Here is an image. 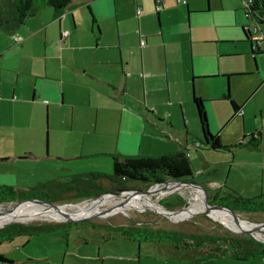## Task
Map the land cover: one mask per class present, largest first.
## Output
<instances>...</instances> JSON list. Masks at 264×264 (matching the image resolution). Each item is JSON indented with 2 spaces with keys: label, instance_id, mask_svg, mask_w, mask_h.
I'll return each instance as SVG.
<instances>
[{
  "label": "crops",
  "instance_id": "obj_1",
  "mask_svg": "<svg viewBox=\"0 0 264 264\" xmlns=\"http://www.w3.org/2000/svg\"><path fill=\"white\" fill-rule=\"evenodd\" d=\"M116 2L72 0L60 19L54 18L49 7H44L38 15L26 19L14 32L0 30V187L23 190L14 188L16 181L12 178L18 163L36 156L46 158L48 152L63 161L95 159L110 156L109 153L122 157L127 156L122 154L135 152L138 154L133 156L145 155L142 152L159 143L156 131L163 133L160 125L167 130L173 128L169 123L172 118H176L172 115V109L179 107L181 110L187 106L188 95L193 105L194 81H206V75L209 74L205 65L203 70H196L193 58L190 67L187 64L182 67L178 80L172 76L167 64L159 71L163 80L160 84L163 94H159L164 96L163 102L167 98L170 107L165 123L156 111V103L148 100L152 90L148 91L147 80L153 76V71L145 64L143 54L142 60L133 69L123 64L126 61H123L120 52L118 59L97 54L105 47L98 44L94 25L99 33L100 18L106 13L113 15L117 22ZM175 2L185 6L187 19L191 13L202 11L199 0ZM134 3L136 10L137 0ZM241 10L239 25L242 29L247 24V18L243 8ZM11 12L12 2L7 0L5 16H10ZM64 31L68 32V36L61 38ZM14 35L21 39L14 41ZM251 35L253 39L252 30ZM244 39L252 55H264V47L258 50L253 47L252 41L245 36ZM140 40L141 37L138 48L142 53L148 41L145 39V45L141 47ZM224 54L239 55L236 52ZM113 66H120L122 81L120 78L119 82L112 81L114 72L105 70ZM126 69L131 70L129 76L126 75ZM219 74L229 73L220 71ZM135 75L140 77L144 88L142 97H133L130 91L131 79ZM225 77L228 91L229 76ZM218 83L214 86L217 90L210 98L224 96L223 82ZM263 88L264 69L258 91ZM198 91L196 89L197 97L202 100L207 98ZM247 103V100L243 101L245 107ZM236 104L242 110V105ZM44 111L48 124L45 122L43 127ZM252 118L255 116L244 117V126ZM184 130V136L177 138V143H182L184 149L175 152L187 155L194 172L193 158L186 153L185 126ZM144 139L150 146H144ZM60 142L65 144L58 145ZM192 144L194 146V142ZM261 166H264V161ZM210 192L212 195L217 193L216 187L212 186ZM19 236L0 243V253L5 257L4 260L0 259V264H192L200 257L199 250L188 244L183 246L170 241H137L116 234L108 240H119L118 249L105 250L102 242L97 243L91 251L82 248L80 240L70 244L68 235L66 238L57 234ZM152 242L156 245L150 244ZM198 264H264V256L238 260L219 255L199 260Z\"/></svg>",
  "mask_w": 264,
  "mask_h": 264
},
{
  "label": "rangeland",
  "instance_id": "obj_2",
  "mask_svg": "<svg viewBox=\"0 0 264 264\" xmlns=\"http://www.w3.org/2000/svg\"><path fill=\"white\" fill-rule=\"evenodd\" d=\"M116 1L117 22L113 15L110 16L106 13V15L100 18L99 33L97 32V27L94 25L93 30L99 38L97 42L101 47H105V49H100L97 54H106L114 59H118V53L120 52L123 61H126L123 64H128L130 69L137 66L142 60L143 54L145 64L148 66V69L153 71V76L147 80L148 91L152 90L148 94V100L156 103V111L160 113L162 116L161 119L165 123V117L170 107L167 98L163 102L162 98L164 96L162 97L160 95L161 93L163 94L160 88L163 80L159 71L167 64L168 70L172 71V76L178 80L182 67L186 64L190 67L193 58L196 70H203L205 65L209 73L206 75L208 77L206 81L196 80V83L195 81L193 83V87L196 97V89L197 91L199 90L198 93H202L204 97H207L205 99L203 98V100H205L204 107L210 133L218 134L223 145H232L240 141L243 135H249L255 131L264 132V88L258 91L263 77L264 55H252L248 43L245 42L239 25L240 10L244 7L243 0H199L202 5V11L191 13L188 19L185 6L176 3L175 0H163L164 6L158 11V16L154 10L152 0H137V9L139 10L137 14L134 0ZM85 21L88 23L87 19ZM246 23V26L251 27L253 35L260 36L264 34V25L257 24L253 19H247ZM254 28H256V31ZM159 34L161 36H158ZM139 37L148 41V46L144 47L142 53H140L138 48ZM234 52L239 55L224 54ZM105 70L114 72L112 74L114 77L111 76L112 81L119 82V78L122 81L120 66H113ZM220 71H225L229 74L218 75ZM130 72L131 70L126 69L127 76H129ZM213 76H216V78H213ZM225 76H229L228 91ZM131 80L130 91L134 95L132 96L142 97L144 95V88L140 77L138 78L135 75L132 76ZM218 82H223V95L228 93L233 101L242 105L243 116L237 113L234 114L229 101L224 100L223 97L210 98V95H213L212 93H215L217 90L214 86L219 85ZM211 86H213L212 91L210 89ZM245 100L248 102L246 107L243 104ZM172 115L176 116V118H172V122H169L173 128L167 130L163 125H160L163 133L156 131V135H158L156 137H159V143L155 145L152 143L154 147L146 150V152H142L143 154L157 155L165 152L183 150L182 143L179 145L177 138L180 137L179 139H181L184 136L185 126L188 148L186 153L190 155V158H193L192 165L194 167L192 178H188L192 180L190 182L202 187L209 195H212L210 192L212 186L216 187L217 193L221 196L232 189L240 196L246 198H253L264 194V166H261V162L264 161V143L256 151L245 148L238 149L233 154L234 156L226 152L206 150V146L202 142H199V149H194L192 142H195L196 139L203 141V137L195 108L190 101L189 95L188 105L183 106L181 110L179 107L172 109ZM253 115L255 118H252L244 126L243 118L253 117ZM42 119L44 127L45 122L48 124L45 111L42 113ZM179 141L182 142L181 140ZM64 144L65 142H60L58 145ZM46 145L48 146V140ZM43 146H45V141ZM144 146H150V143L146 139H144ZM136 154L138 153L122 155L133 156ZM47 155L48 157L46 158L36 156L20 161L18 167L15 166L16 172H13L12 175L13 180L16 181L14 188L29 190L39 184L51 181V183L55 184V187L32 192L34 198H53L56 199L55 201L57 203L66 204L59 206V208L37 204L35 202L25 204L35 209L49 211L50 214H47V216L49 215L48 217H57L52 211H57L60 215H65V209L68 207L93 204L96 202V200H93L95 198L78 199L79 192L75 189L68 190L70 185L61 188L65 192H61L62 190L57 187L68 182V180H71L77 174L98 172L110 175L112 173V158L110 156L63 161L59 158L52 157L49 152ZM175 183V181L172 182L169 180L148 186L146 184L130 182L127 185L132 189L123 191L140 190L145 192L161 184L174 185ZM102 185L106 188V192L102 195H109L116 192L115 188L108 182L102 181ZM176 185H180L178 189L170 191L164 189L165 194L163 195L162 193L152 194V201L145 207L137 206L135 200L139 197H135L132 192L124 194L120 197L125 200L121 208H112L103 215L93 216L90 220L83 221L85 224L79 223L77 225H71L68 228V242L72 244V241L80 240V246L86 248L88 251H91V249L94 250L96 244L102 242V247L105 250L111 248L118 249L119 240H108L109 237L112 238L115 236L108 230V227L129 224L132 220L151 221L150 224L153 227L178 228L185 233L211 234L213 236L248 234L224 225L222 222L214 219L211 214V216L209 214H194L201 211L196 206H190L189 204L195 198L194 190L186 188L190 184L176 183ZM190 186L194 187V185ZM231 186L235 188H231ZM198 189L205 194L203 190ZM143 195L146 198L148 193H143ZM204 196L206 199V194ZM120 198L109 199L94 210H89L85 213H88L87 215L96 213L108 207L111 203L120 200ZM18 200L21 199H7L0 203L12 205ZM150 208L164 210L172 208L170 211H173V209H184L186 211L183 212L184 210H182L178 212L171 219ZM148 210L150 211L147 212ZM216 210L222 213L226 212L222 209ZM12 211L14 209H0V227L10 222L59 223L69 221L67 219L47 220L46 218H33L24 212H19L14 215ZM78 213L83 212H77L75 214ZM238 215L243 220H250L253 223L264 222V212ZM252 232L255 239L264 240V230H258L260 235L254 231ZM150 244L156 245L154 242ZM212 245V243L204 244L200 248L202 251H207Z\"/></svg>",
  "mask_w": 264,
  "mask_h": 264
},
{
  "label": "trees",
  "instance_id": "obj_3",
  "mask_svg": "<svg viewBox=\"0 0 264 264\" xmlns=\"http://www.w3.org/2000/svg\"><path fill=\"white\" fill-rule=\"evenodd\" d=\"M71 1L72 0H11L12 12L10 16H5L4 8L7 0H0V30L8 33L14 32L26 19L38 15L44 7H49L52 10L54 18L58 19V17L63 14L65 9L70 7ZM152 1L155 7V0ZM243 12L247 19H253L257 24L264 25V0H251V4L247 8L243 7ZM157 13L158 12H156V14ZM248 28L249 26L245 25L241 30L243 35L253 43L252 35ZM254 48L260 50V47L256 45ZM223 99L229 101L232 111L235 114L239 108L230 98V95L228 93L225 94ZM192 102L195 107V112L203 137V141L196 139L194 144L197 143L198 145L193 146L194 149H199L200 143L202 142V144L206 146V150L226 152L233 156L234 152L238 149L245 148L248 150H257L264 142V132L255 131L249 135H243L240 141L232 145H223L220 140V136L218 134H211L208 129L204 100L193 96ZM110 157L112 158V173L110 175L98 172L78 174L74 175L71 180L59 185L57 188H60V190H62L61 192H65L61 188L70 185L68 190L75 189L78 191V199L81 200L98 198L100 195L105 193L106 188L102 185V181L108 182L117 192H120L132 189L127 185L130 182L150 186L169 180L172 182H187V180H189L188 178H192L193 176V170L185 153L165 152L155 156L137 155L123 157L111 154ZM54 185L55 184L48 182L39 184L29 190H14L12 187L2 186L0 187V202L15 198H34L32 192L45 188H53L55 187ZM194 189L203 204H205V194L197 187ZM127 193L130 192H126L124 194ZM132 193L135 197L143 196V193ZM207 195L210 203H220L239 214L264 212V194L253 198H246L240 196L233 190H229L222 196L218 193ZM48 199L51 201L56 200L53 198ZM225 213L231 215L229 212ZM87 214L88 213L83 212L69 216L83 217ZM234 218L242 219L238 214L237 217ZM79 223L85 224V222L73 221L59 223L10 222L0 227V243L3 241H9L19 235L57 234L66 238L68 235V228L71 225H77ZM150 223L151 221L132 220L129 224L110 226L108 227V230L112 232L113 235H122L137 241H170L183 246L188 244L199 250L200 257L192 264H198L199 260L219 255L228 256L232 259L238 260H248L264 256V240L255 239L250 234L213 236L211 234L185 233L178 228L168 229L158 226L153 227ZM93 227H95V225H93ZM230 227L234 228L232 225H230ZM209 243L213 244L212 247L207 251H202L200 247ZM0 259H5L1 253Z\"/></svg>",
  "mask_w": 264,
  "mask_h": 264
},
{
  "label": "bare ground",
  "instance_id": "obj_4",
  "mask_svg": "<svg viewBox=\"0 0 264 264\" xmlns=\"http://www.w3.org/2000/svg\"><path fill=\"white\" fill-rule=\"evenodd\" d=\"M178 185V184H177ZM176 183L174 185H170V184H161V185H158L156 186V188L154 189H151L148 193V196L146 198H144L145 196H141L139 197L138 199H136V204L137 206L139 207H142V206H146L147 204H149L151 201H152V198H151V195L154 194V193H159L162 195L165 194L164 193V189H167V190H175V189H178L179 186H177ZM192 185V184H190ZM182 187V186H181ZM186 188H191L192 190H194V193H195V198L189 203L190 206H196L199 210H202L204 207H205V204H203V202L201 201L199 195L196 193L195 189L193 187H190V186H187ZM163 191V192H162ZM124 193L126 192H123L121 194H105L107 196H102L101 198H97L95 199L96 202L95 203H91V204H83V205H79V206H76V207H68L66 210V214L65 215H60L59 212L57 211H52L54 212L55 215H57V217H48L47 214H50L49 211H45L44 209H35V208H32V207H29L27 206L25 203H32L33 201H24L22 203H19V204H12V205H3L1 204L0 205V209H14V211H12V214H18L19 212H24L26 213L27 215L33 217V218H46L47 220L48 219H52V220H55V219H62V218H65V216H68L66 217L69 218L70 216L69 215H73L77 212H88L89 210H94L95 208L99 207L100 205H102L103 203L107 202L109 199H113V198H120L122 195H124ZM138 194H141V193H138ZM143 198V199H142ZM100 199V200H99ZM119 201H122L123 204H124V201L122 198H120V200H117L113 203H111V205H114L116 203H118ZM205 201H207V196H206V199ZM122 205H119V206H116L114 208H121ZM11 206V207H10ZM49 206V205H48ZM51 207H54V208H59V206L55 207V206H51ZM127 207V206H126ZM124 209V208H123ZM150 209H153L171 219H173V216L175 214H177L178 212H181L182 210L180 211H170V210H164V209H159V208H150ZM41 210V211H39ZM226 212H229L227 211L226 209H222ZM186 210H184L183 212H185ZM51 212V211H50ZM4 213V212H3ZM199 212L197 213H194V214H198ZM230 213V212H229ZM207 214H211L212 217L214 219H217L218 221L222 222L224 225L230 227V225H232L236 231H243V230H249V231H254L256 232V234L260 235V233H258V230H264V223L263 224H257V223H249L248 221L246 220H242V219H237V218H234L233 215H229V214H226L225 213H222L216 209H208L207 210ZM46 215V216H45ZM210 215V216H211ZM73 218V217H71ZM232 228V227H231Z\"/></svg>",
  "mask_w": 264,
  "mask_h": 264
},
{
  "label": "water",
  "instance_id": "obj_5",
  "mask_svg": "<svg viewBox=\"0 0 264 264\" xmlns=\"http://www.w3.org/2000/svg\"><path fill=\"white\" fill-rule=\"evenodd\" d=\"M176 183H182V184H192V185H194V186H197L198 188H200L201 190H203L204 192H205V194H206V196H207V201H206V203H205V207L201 210V211H199V213L198 214H207V210L210 208V209H226L227 211H229L234 217H237V214H239V213H236L234 210H232L231 208H229V207H227V206H225V205H222V204H218V203H210L209 201H208V195H207V192L202 188V187H200L199 185H197V184H195V183H192V182H190V181H187V182H182V181H175ZM124 191H122V192H113V193H111V194H121V193H123ZM130 192H134V193H149V190L148 191H140V190H132V191H130ZM105 195V194H104ZM104 195H101V196H99L98 198H101L102 196H104ZM95 199H97V198H95ZM95 199H93V200H95ZM24 201H33V202H35V203H37V204H42V205H49V206H55V207H57V206H61V205H63V204H66V203H57L56 201H51V200H45V199H41V198H24V199H21V200H18V201H15L13 204H19V203H22V202H24ZM2 203H0V205H1ZM76 204V203H75ZM123 204V202L122 201H119L118 203H116V204H114V205H109L108 207H105V208H103V209H101L100 211H98V212H96V213H93V214H89V215H86V216H84V217H75V218H71V217H69V218H67V220H69V221H76V222H83V221H88V220H90L93 216H97V215H103L106 211H109V210H111L112 208H114V207H116V206H119V205H122ZM4 206L6 205L7 206V204H3ZM166 209V208H165ZM141 210V209H140ZM153 210V209H152ZM166 210H172V208L171 209H166ZM178 210H180V209H173V211H178ZM150 210H148L147 212H149ZM247 220H248V218H247ZM250 223H253V221H250V220H248ZM264 222H260V223H257V224H263ZM245 233H248V234H250V235H252L253 236V232H251V231H249V230H243ZM253 237H255V236H253Z\"/></svg>",
  "mask_w": 264,
  "mask_h": 264
},
{
  "label": "built area",
  "instance_id": "obj_6",
  "mask_svg": "<svg viewBox=\"0 0 264 264\" xmlns=\"http://www.w3.org/2000/svg\"><path fill=\"white\" fill-rule=\"evenodd\" d=\"M177 2H182V3H185V0H176ZM164 1L163 0H155V7H154V10L156 11V12H158L159 10H161L162 8H163V3ZM243 4H244V7L245 8H247L250 4H251V0H244L243 1ZM139 12V10L137 9L136 10V14ZM63 16V14H61L59 17H58V19H60L61 17ZM249 29V31L251 32V28L249 27L248 28ZM254 30L256 31V28H254ZM68 36V32L67 31H64V32H62L61 33V38H65V37H67ZM21 38H19V37H17V36H13V40L14 41H19ZM253 47L256 45V46H258V47H264V35H260V36H258V35H254V37H253ZM140 46L141 47H143L144 45H145V40H140ZM236 113L238 114V115H242L243 114V111L242 110H240V109H238L237 111H236ZM198 144L197 143H195L194 144V146H197Z\"/></svg>",
  "mask_w": 264,
  "mask_h": 264
},
{
  "label": "flooded vegetation",
  "instance_id": "obj_7",
  "mask_svg": "<svg viewBox=\"0 0 264 264\" xmlns=\"http://www.w3.org/2000/svg\"><path fill=\"white\" fill-rule=\"evenodd\" d=\"M41 199L50 200V199H48V198H41Z\"/></svg>",
  "mask_w": 264,
  "mask_h": 264
}]
</instances>
